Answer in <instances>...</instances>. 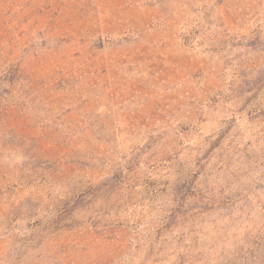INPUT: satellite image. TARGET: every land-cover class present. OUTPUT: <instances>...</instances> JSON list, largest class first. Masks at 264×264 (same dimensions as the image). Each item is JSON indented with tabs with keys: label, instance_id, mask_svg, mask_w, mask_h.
Instances as JSON below:
<instances>
[{
	"label": "rangeland",
	"instance_id": "rangeland-1",
	"mask_svg": "<svg viewBox=\"0 0 264 264\" xmlns=\"http://www.w3.org/2000/svg\"><path fill=\"white\" fill-rule=\"evenodd\" d=\"M0 264H264V0H0Z\"/></svg>",
	"mask_w": 264,
	"mask_h": 264
}]
</instances>
